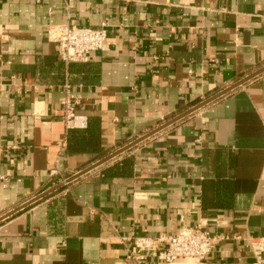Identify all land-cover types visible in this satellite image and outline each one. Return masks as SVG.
<instances>
[{"label":"crops","instance_id":"0c3cea01","mask_svg":"<svg viewBox=\"0 0 264 264\" xmlns=\"http://www.w3.org/2000/svg\"><path fill=\"white\" fill-rule=\"evenodd\" d=\"M65 25H105V50L64 63ZM262 69L264 0H0V264H137L135 238L197 225L229 237L204 264H256L264 73L77 176Z\"/></svg>","mask_w":264,"mask_h":264},{"label":"built area","instance_id":"2783aa9c","mask_svg":"<svg viewBox=\"0 0 264 264\" xmlns=\"http://www.w3.org/2000/svg\"><path fill=\"white\" fill-rule=\"evenodd\" d=\"M49 34L58 44L59 56L66 64L89 63L92 53L105 50V25L98 29L65 25L52 29ZM64 89L66 96L62 99L59 113L61 120L68 130L87 128V118L76 114V97L71 92L70 85L66 84ZM56 174L57 171H51V176ZM223 239L229 237L215 236L202 225L184 228L173 235L140 236L134 239L133 258L137 264H144L150 256L166 264H174L182 259H192L198 264H204L214 247ZM255 255L256 264H264L260 247L255 248Z\"/></svg>","mask_w":264,"mask_h":264},{"label":"water","instance_id":"95a60500","mask_svg":"<svg viewBox=\"0 0 264 264\" xmlns=\"http://www.w3.org/2000/svg\"><path fill=\"white\" fill-rule=\"evenodd\" d=\"M263 73H264V69H262L261 71H259V72L255 73V74L251 75L250 77H248V78H246V79L240 81L239 83H237V84H235L234 86L228 88L227 90H225L224 92H222V93H220L219 95L215 96L214 98L208 100V101L205 102L203 105H201V106H199V107H196L195 109H192L191 111H189V112H187V113H185V114H183V115H181V116H179V117L173 119L172 121H170V122H168L167 124L163 125V126L160 127L159 129H156V130H154L153 132L147 134L145 137H143V138L137 140L136 142H134L133 144H131V145L128 146L127 148H124V149H122L121 151H119V152H117V153H115V154L110 155V156L107 157L106 159H104V160H102L101 162L97 163V164H96L95 166H93L91 169H89V170H87V171H85V172H83V173H80L77 177H80V176L84 175L85 173H87L88 171H90V170L96 168L97 166H99V165H101V164H104V163H106V162L112 160L113 158L117 157L118 155H120L121 153L125 152L126 150H129V149L133 148L134 146H136L137 144H139V143L142 142L143 140H145V139H147V138L153 136L154 134H156V133H158V132H160V131L166 129L167 127H169V126H171V125L177 123L178 121L184 119L185 117H187L188 115H190V114L193 113L194 111L198 110L199 108L205 106L206 104H209V103L215 101L216 99L220 98L221 96H223V95L229 93L230 91L236 89V88L239 87V86H242V85L245 84L246 82L252 80L253 78H255V77H257V76H259V75H261V74H263Z\"/></svg>","mask_w":264,"mask_h":264},{"label":"trees","instance_id":"16d2710c","mask_svg":"<svg viewBox=\"0 0 264 264\" xmlns=\"http://www.w3.org/2000/svg\"><path fill=\"white\" fill-rule=\"evenodd\" d=\"M73 70H74V69H73ZM73 70H72V71H73ZM82 70H83L82 66L76 68V72H78V73H80ZM89 73H90V72L88 71V72L86 73V76H83V78H81V79H83V80H87V79H88V76H89ZM72 130H77V131H87V132H88L90 129H89V124H88L87 128H85V129H72ZM77 144H78V146L83 147V146L88 145L89 142H88V141H85V140H79ZM117 168H119V167H117ZM118 170H119V169H118ZM114 174L118 175V174H120V173H118V172L116 171ZM228 189L231 190V184H230V183L228 184ZM223 205H226L225 201L223 202ZM223 205H222V206H223Z\"/></svg>","mask_w":264,"mask_h":264}]
</instances>
